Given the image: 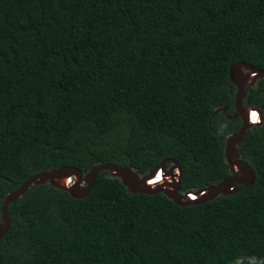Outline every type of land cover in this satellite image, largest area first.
Here are the masks:
<instances>
[{
  "label": "trees",
  "instance_id": "16d2710c",
  "mask_svg": "<svg viewBox=\"0 0 264 264\" xmlns=\"http://www.w3.org/2000/svg\"><path fill=\"white\" fill-rule=\"evenodd\" d=\"M238 62L264 70V0H0V221L9 193L61 167L172 158L182 193L227 179ZM246 100L264 116V78ZM240 152L255 184L189 207L109 172L83 199L33 186L0 264H264V120Z\"/></svg>",
  "mask_w": 264,
  "mask_h": 264
},
{
  "label": "water",
  "instance_id": "95a60500",
  "mask_svg": "<svg viewBox=\"0 0 264 264\" xmlns=\"http://www.w3.org/2000/svg\"><path fill=\"white\" fill-rule=\"evenodd\" d=\"M255 74L254 77L251 75ZM264 78V70H259L246 63L238 62L233 64L229 70L230 82L236 87L235 94V119L241 120V128L237 133L231 134L227 137L225 144V160L230 168V176L217 185L201 188L195 192L180 191L181 181L183 179V169L178 160L168 158L163 160L159 165L150 169L148 174L141 175L130 166H120L115 163H106L93 166L89 172L83 173L77 168L61 167L59 169L47 170L39 172L25 181L20 188L12 193H9L2 204L1 221H0V240L4 239L11 230L12 220L10 216L9 207L15 203L19 198L25 196L33 186H40L49 184L51 187L57 188L60 191L68 192L75 199H83L89 195L94 187L98 176L103 172H109L111 176L120 179L122 184L132 194L155 195L164 194L172 200L179 207H189L192 205L202 204L219 196H231L239 191L240 186L251 187L255 184L256 173L251 164L242 159L240 152V145L246 140L248 131L254 126L261 125L264 120L263 113L258 110L261 116V123L258 125L250 124L249 108L255 110L250 106V101L246 100L249 90L256 85V83ZM228 107L218 109L215 115L226 112ZM231 119V117H229ZM167 163H171L170 169H167ZM179 169L178 181L175 180V173L173 168ZM162 170L169 176L175 184L166 182L163 186L156 189H151L147 181L156 175L157 171ZM61 176H69L73 180L71 187H65L57 182ZM172 187V190L168 188ZM188 194L198 196V199L191 200Z\"/></svg>",
  "mask_w": 264,
  "mask_h": 264
},
{
  "label": "built area",
  "instance_id": "2783aa9c",
  "mask_svg": "<svg viewBox=\"0 0 264 264\" xmlns=\"http://www.w3.org/2000/svg\"><path fill=\"white\" fill-rule=\"evenodd\" d=\"M251 76L254 77L255 74H253V75H251ZM250 110L257 112V113H258V117H259V121L256 122V123H253V122L251 121V116H249V117H250V121H251V123L254 124V125H258V124H260V122H261V117H260L259 112H258L256 109H255V110H253V109H249V111H250ZM170 168H171V166H170V167H167V169H170ZM159 170H162V168H160ZM173 171H174V173H175V180L178 181V180H179V179H178V176H179V174H180V173H179V169H178L177 167H175V168H173ZM162 172H163L164 178H163V180H162L161 185H159V186H153V187H151V189H156V188H158V187H160V186H163L166 182L171 183L172 185L175 184V183L172 181L171 176L167 175L163 170H162ZM148 173H149V172H148ZM148 173H147V174H148ZM156 176H157V173H156L155 176H153L151 179H149V180L147 181L148 186H149L150 181H151L154 177H156ZM168 188H170V189L172 190V187H171V186H168ZM191 196L194 197V198H191ZM188 198L191 199V200H196V199H198V196H194L193 194H188Z\"/></svg>",
  "mask_w": 264,
  "mask_h": 264
},
{
  "label": "bare ground",
  "instance_id": "6f19581e",
  "mask_svg": "<svg viewBox=\"0 0 264 264\" xmlns=\"http://www.w3.org/2000/svg\"><path fill=\"white\" fill-rule=\"evenodd\" d=\"M253 113H257V112L250 110L249 113H248L249 116H251V121H252V114H253ZM257 114H258V113H257ZM258 118H259V117H258ZM252 122H253V121H252ZM68 177H69V176H61V177H59V178L57 179V182H60V184L63 185V186H65V187H71L72 184H73L74 182H73V180H71V179L68 178ZM157 178H158V183H157V184H153V186H159V185H161L162 180H163V178H164V175H163L162 170H158V171H157V176L154 177V178L150 181V183L153 182V181H155V179H157ZM150 183H149V185H150ZM153 186H152V187H153ZM149 187H151V186H149ZM191 198H194V197L191 196Z\"/></svg>",
  "mask_w": 264,
  "mask_h": 264
},
{
  "label": "flooded vegetation",
  "instance_id": "af4514ba",
  "mask_svg": "<svg viewBox=\"0 0 264 264\" xmlns=\"http://www.w3.org/2000/svg\"><path fill=\"white\" fill-rule=\"evenodd\" d=\"M234 115H235V112L233 113V116H228V117H231V119H235V117H234ZM230 119V118H229ZM238 119V118H237ZM171 166V165H170ZM169 166V167H170Z\"/></svg>",
  "mask_w": 264,
  "mask_h": 264
},
{
  "label": "clouds",
  "instance_id": "9594fccd",
  "mask_svg": "<svg viewBox=\"0 0 264 264\" xmlns=\"http://www.w3.org/2000/svg\"><path fill=\"white\" fill-rule=\"evenodd\" d=\"M249 109H251V108H249ZM255 109H256V108H255ZM256 110L258 111V109H256ZM260 117H261V116H260ZM249 120H250V117H249ZM260 123H261V122H260ZM250 124H252L251 121H250Z\"/></svg>",
  "mask_w": 264,
  "mask_h": 264
}]
</instances>
